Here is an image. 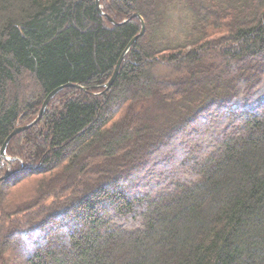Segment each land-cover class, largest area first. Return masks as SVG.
I'll return each mask as SVG.
<instances>
[{
  "label": "trees",
  "instance_id": "16d2710c",
  "mask_svg": "<svg viewBox=\"0 0 264 264\" xmlns=\"http://www.w3.org/2000/svg\"><path fill=\"white\" fill-rule=\"evenodd\" d=\"M182 1L0 0V264H264V0Z\"/></svg>",
  "mask_w": 264,
  "mask_h": 264
},
{
  "label": "rangeland",
  "instance_id": "374dc122",
  "mask_svg": "<svg viewBox=\"0 0 264 264\" xmlns=\"http://www.w3.org/2000/svg\"><path fill=\"white\" fill-rule=\"evenodd\" d=\"M170 15L169 28L165 30L166 35L171 39H178L183 37L185 33L190 29V26L194 23L195 12L189 11L182 0H179V3L176 2L175 10H171L168 13ZM9 173H12L11 171ZM34 192L33 186L20 187L17 192V198L20 201H23L29 198Z\"/></svg>",
  "mask_w": 264,
  "mask_h": 264
},
{
  "label": "water",
  "instance_id": "95a60500",
  "mask_svg": "<svg viewBox=\"0 0 264 264\" xmlns=\"http://www.w3.org/2000/svg\"><path fill=\"white\" fill-rule=\"evenodd\" d=\"M97 6H98L99 11H100L101 13H103V12H102V7H101V4H100V0H97ZM138 17H139L138 14H135V15L133 16V18H138ZM110 21H111L113 24H115L114 21H112V20H110ZM141 22H142V32H141V34H140L139 36H137V37L133 40V42H131V44L129 45L127 51L125 52V54L123 55V57H122L121 60L119 61L118 65H117V67H116V70H115V73H114L113 78H112L111 81L106 85V88H107L108 90L111 89V87L113 86L114 82L116 81V79H117V77H118V75H119V71H120V68H121V65H122V62H123V59H124L125 55L128 53V51H129V49L131 48V46L133 45V43L136 42V41L138 40V38L141 37V36H143L144 33H145V23H144L143 19H141ZM68 87H75V88H80V89L86 90L85 88H82V87H80V86L67 85V86L60 87V88H58L57 90H55L54 92H52V93L48 96V98L46 99V101H45V103H44V105H43V108H42V110H41V112H40L38 118H37L34 122H32L31 124H29V125H27V126H23V127H20V128L15 129L14 132L9 136V138L7 139V141H6V143H5V145L3 146L2 151H1V154H2L3 157L6 158V155H7V147H8V145L10 144L11 140L13 139V137H15L16 135H19L20 133H22V132H24V131H27V130H29L30 128H32L33 126H35V125L41 120L42 116L44 115L45 110H46V108H47L49 102H50V101H51V100H52V99H53V98H54V97H55L60 91H62V90L65 89V88H68ZM11 175H12V173H9V174H8L5 178H3V179H6V178L10 177ZM3 179H1L0 181H2Z\"/></svg>",
  "mask_w": 264,
  "mask_h": 264
}]
</instances>
